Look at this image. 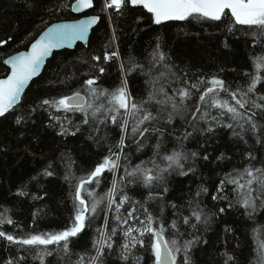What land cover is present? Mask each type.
Segmentation results:
<instances>
[{"label":"snow or ice","instance_id":"snow-or-ice-1","mask_svg":"<svg viewBox=\"0 0 264 264\" xmlns=\"http://www.w3.org/2000/svg\"><path fill=\"white\" fill-rule=\"evenodd\" d=\"M23 2L35 10L39 0ZM95 6V0H63L49 11L86 13ZM100 10L111 28L104 51L80 60L87 65L80 73L83 79L73 72L59 81L67 86L78 80V88L30 102L25 96L54 50L88 44L98 15L51 24L27 51L2 60L10 71L0 79V118L12 114L23 128L46 114L42 127L59 137L65 149L48 157L11 193L21 203L33 202L27 204L30 224L14 219L13 209L0 204V264H196L194 253L205 245L214 249L216 264H241L238 242L230 247L226 235L218 246L203 233L233 209H243L241 215L249 219L264 212V158L258 160L255 151L256 145L264 149V0H102ZM133 11V33L143 31L141 25L171 22L215 27L223 49L235 53L243 47L245 64L230 69L236 73L232 79L222 75L223 67L189 75L160 36L141 57L122 54L118 20ZM6 43L0 41V47ZM130 77L143 78L135 93ZM20 108L25 110L17 114ZM222 132L234 138L241 166L218 173L208 185L198 165L210 160L209 149ZM39 139L36 135L33 142ZM80 140L91 142L89 150L95 148L94 158L83 165L67 148ZM4 151L7 146L0 144ZM231 158L220 153L216 160ZM57 178L67 187L68 217L55 230H40L37 223L47 216V203L36 202L52 198L43 181ZM177 178L200 182L176 200L171 193ZM223 231L233 229L225 224ZM255 264H264V235L256 243Z\"/></svg>","mask_w":264,"mask_h":264},{"label":"trees","instance_id":"trees-1","mask_svg":"<svg viewBox=\"0 0 264 264\" xmlns=\"http://www.w3.org/2000/svg\"><path fill=\"white\" fill-rule=\"evenodd\" d=\"M62 3L63 0H39L35 10H28L23 0H0V41L8 42L0 47V79L5 78L9 72L8 67L2 64L3 59L27 50L34 38L47 26L80 18L70 11H57L55 14L49 11L50 8ZM101 4L102 0H95V8L86 14L101 17L100 22L93 29L88 44H78L74 50L65 49L55 52L47 62L42 75L34 80L25 92L27 101L30 102L38 96L68 93L73 90V85L79 87L78 80L83 79L80 73L87 68V65H82L80 60H90L92 54H101L111 38L109 21L100 10ZM136 15L137 13L133 11L126 18L118 20L119 46L122 54L132 53L141 57V54L150 50V44L154 42L155 37L160 36L170 50L173 61L180 68L187 69L189 75L201 71L216 72L223 67L225 72L222 75L232 79L236 73L230 69L245 64L243 47L238 46L239 51L235 53L223 49L217 35L218 29L215 27L201 26L195 22H171L169 25H153L151 28H148L146 24L141 25L140 27L144 30L133 33L132 28L137 27L134 23ZM116 19L114 15L113 20ZM242 70L248 71L249 68L243 67ZM73 72L78 77L77 81L67 86L59 84L65 73L71 75ZM115 75L117 73L113 69V76ZM142 80V77H130L129 87L134 93L143 87ZM24 110L23 108L18 109L17 114L23 113ZM33 119L36 120L35 124L29 123L20 128L14 123L12 114H9L7 119L0 118V144L7 146V151L0 152V204L13 209L14 219L21 220L25 224L31 223L27 204L33 202L21 203L11 193L16 190L17 186L27 182L48 157L58 156L65 149V144L59 142V137H55L51 130L45 131L42 127L41 122H47L46 114H38ZM36 135L40 138L38 143L33 142V137ZM90 143V141L80 140L76 144H67V148L72 150V156L83 165L94 158L92 153L95 152V148L92 147L89 150ZM195 146L194 143L188 145L189 148ZM243 147L245 146H241L240 150H243ZM255 151L258 160L264 158V149H261L259 145L255 146ZM145 152H148L147 148ZM209 153L210 160L202 161L198 165L200 176L208 185L218 180V173L241 166L239 150L230 133L222 132L218 142L209 149ZM220 153L231 156V160L217 161L216 157ZM133 159L135 161V156ZM199 182V179L177 178L173 184L175 190L171 195L176 200H182L187 188L190 185L194 187ZM43 183L50 190L52 198L46 197L45 201L36 202L38 204L46 202L45 211L48 213L44 219L38 221L37 227L40 230H55L67 220L68 212L65 210V205L69 209L71 207L67 199V187L59 178L51 180V183L47 180ZM101 187L103 188L104 185ZM30 188L32 191H37L31 185ZM206 203L211 206L209 198H206ZM151 207L156 213L157 204L153 203ZM210 210L214 211V209ZM168 211L170 212V209ZM242 212L243 209L238 211L233 209L218 220L214 219L211 230L203 234L210 243L218 246H221L222 239L227 235L230 247H235V244L239 243L236 251L241 257V264H244L245 260L248 264H255L256 243L264 235V212L256 214L254 219L241 215ZM97 223L100 224L102 221H97ZM225 224L233 229L232 233H224ZM92 235V230H88L89 240ZM193 258L196 264H216L217 256L212 247L205 245L194 253Z\"/></svg>","mask_w":264,"mask_h":264},{"label":"water","instance_id":"water-1","mask_svg":"<svg viewBox=\"0 0 264 264\" xmlns=\"http://www.w3.org/2000/svg\"><path fill=\"white\" fill-rule=\"evenodd\" d=\"M92 9H90V10H87V12L86 13H74L75 15H77V16H80V18L79 19H84L85 17H86V14H88L90 11H91ZM66 22H73V21H66ZM100 22V21H99ZM98 22V23H99ZM58 23H62V22H58ZM98 24H96L94 27H93V29L94 28H96V26H97ZM93 29L90 31V33H89V37H88V41H89V39H90V37H91V35H92V32H93ZM78 44H84L83 42H77V44H76V46L78 45ZM85 45V44H84ZM76 46L74 47V48H71V49H68V50H74L75 48H76ZM67 49V48H66ZM28 50V49H27ZM27 50H25V51H27ZM62 50H65V49H59V50H54L53 51V54L55 53V52H59V51H62ZM53 54H52V56H53ZM52 56L51 57H49L46 61H45V64H44V66L42 67V70H41V74L38 76V77H40L41 75H42V73H43V71H44V69H45V66H46V64H47V62L52 58ZM8 67V66H7ZM9 71H10V69H9ZM38 77H35L34 79H33V81L35 80V79H37ZM32 81V82H33ZM31 82V83H32ZM30 83V84H31ZM30 86V85H29ZM29 88V87H28ZM27 88V89H28ZM27 89L25 90V92L27 91Z\"/></svg>","mask_w":264,"mask_h":264},{"label":"bare ground","instance_id":"bare-ground-1","mask_svg":"<svg viewBox=\"0 0 264 264\" xmlns=\"http://www.w3.org/2000/svg\"><path fill=\"white\" fill-rule=\"evenodd\" d=\"M36 80V79H35Z\"/></svg>","mask_w":264,"mask_h":264}]
</instances>
